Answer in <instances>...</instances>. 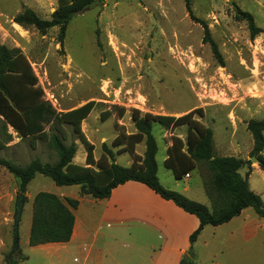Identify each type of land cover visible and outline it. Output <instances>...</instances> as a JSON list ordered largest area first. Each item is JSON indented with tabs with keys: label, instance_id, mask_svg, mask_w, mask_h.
Listing matches in <instances>:
<instances>
[{
	"label": "rangeland",
	"instance_id": "rangeland-1",
	"mask_svg": "<svg viewBox=\"0 0 264 264\" xmlns=\"http://www.w3.org/2000/svg\"><path fill=\"white\" fill-rule=\"evenodd\" d=\"M57 6V0H0V45L18 49L27 58L43 99L51 101L47 102L57 112L95 102L82 123V131L94 145L98 164H133L126 136L136 132L134 110L173 117L195 111L193 118L213 131L216 156L250 160L254 141L247 122L264 120V34L252 37L239 11L253 15L256 25L264 30V0H191L197 20L190 17L185 0H106L72 18L63 44L58 27L43 35L33 26L14 21L27 8L50 20ZM197 21L208 25L223 63L204 43V29ZM46 133L62 135L67 145L75 143L73 163L87 166L86 148L71 125L58 129L47 125ZM6 135L11 140L0 150V158L21 167L36 159L50 165L58 161V154L47 140L20 138L11 127L4 129L0 119V136L3 139ZM153 135L158 144L161 184L213 210L204 184L211 174L205 166L191 171L189 179L177 180L165 165L172 137L185 140L187 126L166 130L153 123ZM104 145L113 151V159L105 153ZM144 151V142L134 146V154L142 157ZM252 166L259 164L254 161ZM56 187L49 177L38 173L28 190L33 195L40 191L55 194ZM251 189L264 203L263 170L253 172ZM19 191V179L0 166V264H6L13 249V217ZM250 211L253 216L246 223L208 226L193 250L188 236L177 231L172 246L183 248L188 244L178 264H184L187 257L186 264H264V220L252 208ZM22 215L23 240L28 207ZM259 221L263 224L256 227ZM123 226L131 228L135 239L131 242L136 251L130 264H138L135 254L143 252L145 256L147 252L138 235L140 226L130 219ZM214 228L217 231L213 233ZM151 240L158 249L160 239ZM19 247L17 257H21V251L28 257L24 264H58L57 257L41 248ZM164 251L156 261L169 264L173 253Z\"/></svg>",
	"mask_w": 264,
	"mask_h": 264
},
{
	"label": "trees",
	"instance_id": "trees-1",
	"mask_svg": "<svg viewBox=\"0 0 264 264\" xmlns=\"http://www.w3.org/2000/svg\"><path fill=\"white\" fill-rule=\"evenodd\" d=\"M93 1L95 0H57L58 6L50 20L42 19L32 9L27 8L15 16L14 21L22 26H33L43 35L50 29L58 27L59 41L63 44L72 18L85 5ZM100 1L103 4L106 0ZM185 2L190 17L197 20L192 12L191 0H185ZM239 13L247 21L252 37L264 34V30L256 25L253 15L242 11ZM197 22L204 29V43L209 44L214 57L223 63L219 47L208 25L203 21ZM94 106L95 102L91 101L65 112H57L43 99L42 91L37 86V78L27 58L18 49L0 45V119L4 122V129L11 127L23 139L41 137L47 140L49 146L58 154V161L52 165L43 164L36 159L21 167L10 160L0 158V166L19 179V192L26 194L28 185L38 173L49 177L57 186L79 185L82 196H90L94 199L109 198L115 188L129 181L143 183L163 199L173 201L178 207L199 219L200 225L190 237L192 250L205 226H219L227 223L240 215L245 208L252 207L260 217L264 218L263 200L260 195L251 190L248 181L252 161L233 156H216L213 131L193 118L195 111L181 117H173L142 114L134 110L132 119L136 132L126 136L130 141L129 152L133 155L134 162L130 167H124L114 161L101 165L94 158V145L82 131V123L90 115ZM153 123L160 124L166 130L187 126L185 140L179 136L172 137V145L167 150L165 165L173 171L177 180L185 178L199 165L205 166L211 174L210 181L204 184L213 210L161 184L156 160L158 144L153 135ZM64 124L71 125L84 144L87 152V166L73 163L77 152L75 143L67 145L62 135L46 133L47 125L58 129ZM247 130L254 141L251 156H256L260 160L259 167L264 171L262 155L264 120H249ZM10 140V135L8 137L6 135L3 139L0 136V150L6 148ZM142 142L145 143V151L140 157L134 154V146ZM104 150L107 156L113 159V151L105 145ZM245 166H248L249 170L245 176H242L239 171ZM78 206V200L64 201L54 193L39 192L33 202L30 245L68 242L75 224L73 210ZM26 259L27 257L21 253V257H14L9 264H19Z\"/></svg>",
	"mask_w": 264,
	"mask_h": 264
},
{
	"label": "crops",
	"instance_id": "crops-1",
	"mask_svg": "<svg viewBox=\"0 0 264 264\" xmlns=\"http://www.w3.org/2000/svg\"><path fill=\"white\" fill-rule=\"evenodd\" d=\"M171 145L170 143L166 150ZM257 169H260V167L251 166V173L248 178L250 188L251 176ZM248 170V166H245L239 172L242 176H245ZM73 186H77L78 189L69 188ZM61 187H65V189ZM38 193L31 194L27 187V206L25 204V207L29 208V216L26 221L27 231L22 240L21 218L19 245L24 246L27 250L33 247L41 248L47 253H51V256L57 257L58 264H130L136 250H134V245L132 244L135 242V239L130 232L131 228L123 226L127 219H130L133 224L137 223L140 226L138 235L143 238L145 249L147 248L145 256H142L143 252L140 255L135 254L138 258L136 261L138 264H165L164 260L156 261V257H160L164 250V253H173L169 264H178L179 258L185 252L188 244H184L183 248H174L171 244L173 237L176 236L177 231L180 233L184 232L190 241L191 235L200 225V221L195 215L184 211L173 201L163 199L155 191L140 182L129 181L115 188L109 198H93L92 200L82 197L79 185L58 186L56 187L55 194L62 200L72 199L79 201L78 208L73 210L75 224L71 239L65 243H48L31 246L29 242L33 221V202L34 197ZM251 208H245L240 215L222 225H232L234 222L246 223L253 216L252 211H250ZM260 218L264 220V218ZM262 224V221H259L256 227L258 225L261 227ZM208 226L212 225H207L203 228L194 243L195 247L199 244L200 238L204 235L203 233L207 230ZM216 231L217 228L212 230L213 233ZM155 237L160 239L161 244L158 249L155 248L151 240ZM126 242L128 243L126 244ZM205 243L208 244L207 242ZM126 245H128L127 248H125ZM126 255L127 259L125 258ZM27 261L28 259L19 264H24Z\"/></svg>",
	"mask_w": 264,
	"mask_h": 264
},
{
	"label": "water",
	"instance_id": "water-1",
	"mask_svg": "<svg viewBox=\"0 0 264 264\" xmlns=\"http://www.w3.org/2000/svg\"><path fill=\"white\" fill-rule=\"evenodd\" d=\"M102 3L100 0H95L87 5H85L82 9H81V13H84L85 11H87L88 9L94 8L96 6H101ZM250 160L252 162L257 161L258 164L260 165L261 162L260 160L256 157V156H251ZM28 199V197L21 193L18 192L16 195V204H15V214L13 217L14 220V225H13V249L12 251L9 253L7 259H6V264H9L10 261L14 258L17 257L20 253V247H19V224L21 221V216L23 213V209H24V205L26 200ZM188 260V257L186 258ZM186 260V261H187ZM186 261L184 262V264H186Z\"/></svg>",
	"mask_w": 264,
	"mask_h": 264
},
{
	"label": "built area",
	"instance_id": "built-area-1",
	"mask_svg": "<svg viewBox=\"0 0 264 264\" xmlns=\"http://www.w3.org/2000/svg\"><path fill=\"white\" fill-rule=\"evenodd\" d=\"M47 101H49V100L46 99V102H47ZM49 102H51V101H49ZM185 178L189 179V178H190V174H187V175L185 176Z\"/></svg>",
	"mask_w": 264,
	"mask_h": 264
}]
</instances>
